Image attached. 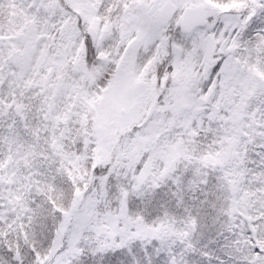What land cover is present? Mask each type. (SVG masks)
I'll list each match as a JSON object with an SVG mask.
<instances>
[{
    "label": "snow or ice",
    "instance_id": "6c2138e0",
    "mask_svg": "<svg viewBox=\"0 0 264 264\" xmlns=\"http://www.w3.org/2000/svg\"><path fill=\"white\" fill-rule=\"evenodd\" d=\"M0 264H264V0H0Z\"/></svg>",
    "mask_w": 264,
    "mask_h": 264
}]
</instances>
